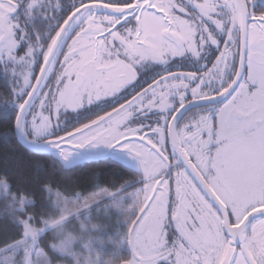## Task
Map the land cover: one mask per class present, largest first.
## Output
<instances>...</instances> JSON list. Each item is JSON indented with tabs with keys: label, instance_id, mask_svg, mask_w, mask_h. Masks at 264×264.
Wrapping results in <instances>:
<instances>
[{
	"label": "flooded vegetation",
	"instance_id": "af4514ba",
	"mask_svg": "<svg viewBox=\"0 0 264 264\" xmlns=\"http://www.w3.org/2000/svg\"><path fill=\"white\" fill-rule=\"evenodd\" d=\"M5 1L17 47L0 60L17 78L19 108L42 71L28 116H43L45 137L109 115L120 118L119 142L144 152L123 162L136 188L120 197L130 214L120 262L264 264V194L239 211L236 199L246 194L221 167L247 168L240 181L256 180L251 163L237 162L238 151L255 149L264 179L256 129L264 108L255 114L264 104V65L250 60L264 55V1ZM67 95L77 98L76 110ZM255 131L254 148L245 136Z\"/></svg>",
	"mask_w": 264,
	"mask_h": 264
},
{
	"label": "trees",
	"instance_id": "16d2710c",
	"mask_svg": "<svg viewBox=\"0 0 264 264\" xmlns=\"http://www.w3.org/2000/svg\"><path fill=\"white\" fill-rule=\"evenodd\" d=\"M10 68L8 61L0 60V178L8 184V195L0 196V247L20 239L22 230L18 220L28 218L38 228L52 224L53 229L41 238V247L50 258L49 264H65L67 258L53 250L59 239V222L63 221L73 236L82 229L88 236L89 225L90 229L96 228L95 233L90 231V241L95 245H91L88 254L111 258L114 251H120L118 244L125 235L130 214L125 212L126 203L121 204L120 197L136 188L134 170L110 155L66 166L52 153L34 151L22 144L15 131L20 109L13 101L17 78ZM102 191L110 194L104 201L94 203L79 215L63 216L67 213L66 201H83ZM20 197L29 201L24 211L18 210L13 202V198ZM73 246L76 254L88 248V245ZM123 248L118 264H122ZM126 248L129 254L130 246ZM69 262L66 260V264Z\"/></svg>",
	"mask_w": 264,
	"mask_h": 264
},
{
	"label": "rangeland",
	"instance_id": "374dc122",
	"mask_svg": "<svg viewBox=\"0 0 264 264\" xmlns=\"http://www.w3.org/2000/svg\"><path fill=\"white\" fill-rule=\"evenodd\" d=\"M6 2L7 1L5 0H0V58H2L1 56L4 54L5 56H8L7 53L15 50L17 47V40L12 23V6L11 3L8 2L9 4H7ZM256 39L257 37H252V40ZM37 81L32 86L30 93H33V89L35 88ZM26 83L27 80H25V85ZM33 99L29 105V99H26V101L20 106L17 115L18 119L16 118L20 136L27 142L31 143L34 147L53 153L66 166L74 165L91 157L97 158L107 155H110L111 157L116 158L124 163L127 162L132 164L131 162H134V158L131 157L134 154H144V152L140 149H131L132 147L129 143H125L123 145L119 142V140L123 137L121 134L120 118L109 115L93 119L92 121L87 122L85 125L71 132L56 136L54 139L47 138L45 136H49L50 125H45L42 118L43 116L40 120H38L39 122H36L37 119H35V117L34 119H30L28 116L30 105L33 103ZM67 99L70 100V103H67L70 104L67 106V108L76 110L77 108L74 107V103L77 104V98L68 97L67 95ZM35 102L32 104V106L35 104ZM33 107H35L36 110V105ZM258 108L263 110L264 104H260L255 110V114L257 115ZM260 115L263 114L260 113ZM53 116H55L54 106ZM256 129L260 132V137H263L264 118H261V125ZM222 135L224 136L225 134ZM245 137L247 139L246 142L248 143V146L255 148L257 142V131H255L253 134L246 135ZM239 147L240 150H242L241 146ZM257 148L264 149V142H259L257 144ZM238 153L237 162L239 164L251 163L253 165L252 169L255 170L257 177V181H240L248 173L247 168H240L236 170L231 164L221 165L222 170L224 172H229L232 175L234 181L238 183L240 197L246 194L244 198L236 199L237 204H239L237 209L241 211L244 210L245 206L251 202L249 200L252 199L255 205L258 199H262L264 192L262 191L261 187L264 186V182H262L264 179L259 178L260 174L256 164L261 157L260 153H258L255 149L238 151ZM231 157L232 154L228 153V156L226 160L223 161V163L231 159ZM238 174H242V176L239 177V181L236 180V176ZM5 195H8V184L4 179L0 178V196ZM108 195H110L108 192L102 191L90 196V198H87L83 201H78L77 199L66 201L67 213L63 216L67 218L71 215H79V212L84 209L88 210L89 207L94 203L104 201L105 196ZM257 195L258 197H256ZM13 202L16 203L17 209L20 211H24L25 206L29 203L28 199L24 197L13 198ZM166 217L167 216H165L164 211L158 213L159 220H166ZM19 221L22 230L21 237L18 241L11 245L0 247V264H28V261L30 264H49L50 258L41 247V238L46 231L53 229V225L49 224L38 228L31 224L28 218L25 220H18V222ZM64 224L65 223L63 221L59 222V236L57 235L59 239H57L56 243L53 245V250L59 255H64V257L67 258L66 260L70 261L69 264H118L120 251L123 248L121 241L120 244H118L120 245L119 248H121L120 251H114V255H112V257L110 256L111 258L102 257L99 254L92 256L89 255L88 252H90L91 245H95V243L90 241V231L95 233L96 228L90 229L89 225L88 236L86 235L84 229H82V232L79 235L73 236L69 230L67 231ZM73 245H88V248L83 252L76 254L73 251ZM113 245H115L114 241ZM135 264L139 263L135 262Z\"/></svg>",
	"mask_w": 264,
	"mask_h": 264
},
{
	"label": "water",
	"instance_id": "95a60500",
	"mask_svg": "<svg viewBox=\"0 0 264 264\" xmlns=\"http://www.w3.org/2000/svg\"><path fill=\"white\" fill-rule=\"evenodd\" d=\"M242 3H243V5H244V2H245V0H240ZM243 12H244V14H246L247 13V9H246V7L245 6H243ZM244 53H243V56H245V50L243 51ZM250 60L252 61V62H254V63H257V64H260V65H264V55L263 54H261V53H257V52H255V53H253L251 56H250ZM244 63H245V59H243V62H242V66H244ZM41 78V77H40ZM41 83H40V80L39 81H37V83H36V86H35V89H33V93L31 92V94H30V96L27 98V99H29L28 100V105L30 104V102L32 101V99H33V97H34V95H35V92H36V89H37V87L40 85ZM236 86H237V81L226 91V93H224L223 94V99H225V98H227V97H229L233 92H234V90H235V88H236ZM18 119V118H17ZM15 131H16V136H17V138H18V140L22 143V144H24L26 147H28V148H30V149H32V150H34V151H46V150H41V149H38V148H36V147H34L31 143H29V142H27L26 140H24L21 136H20V133H19V129H18V126H17V120H16V124H15ZM211 193V192H210ZM213 195V194H212ZM214 197V196H213ZM215 198V197H214ZM244 223H246V222H244ZM243 224V223H242ZM28 264H30V262L28 261Z\"/></svg>",
	"mask_w": 264,
	"mask_h": 264
}]
</instances>
